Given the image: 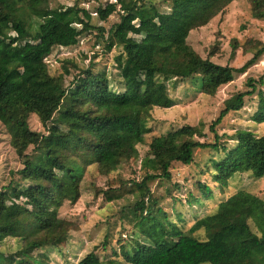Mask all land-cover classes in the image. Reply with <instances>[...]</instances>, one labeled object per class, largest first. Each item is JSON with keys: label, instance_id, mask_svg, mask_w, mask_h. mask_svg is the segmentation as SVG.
<instances>
[{"label": "trees", "instance_id": "16d2710c", "mask_svg": "<svg viewBox=\"0 0 264 264\" xmlns=\"http://www.w3.org/2000/svg\"><path fill=\"white\" fill-rule=\"evenodd\" d=\"M235 1L157 0L168 8L164 13L149 0H115L96 11L98 21L105 23L120 8L119 23L105 31L83 20L81 0L56 8L50 7V0H0V123L23 167L17 174L25 183L9 182L0 190V244L18 241L15 252L0 249V264H49L47 249L64 255L62 245L70 241L73 226L59 212L64 205L79 202L87 169L95 166L99 175L108 176L123 164L137 162L140 146L147 152L139 175L103 192L108 203L140 194L132 209L130 239L120 244L119 255L114 251L112 258L104 256L107 260L98 255V246H92L77 264H264L263 200L239 191L185 233L158 206L147 186L155 180L170 182L171 169L189 166L196 150L222 153L220 160H211L210 173L221 194L235 175L264 178V138L238 130L221 143L216 132L227 115L241 110L244 99L255 93L252 121L264 123V93L252 80L251 92L239 94L234 105L226 102L210 125L213 142L205 141L203 124L164 135L153 134L149 126L155 110L174 106L168 80L199 76L201 94L214 97L263 54L264 47L246 50L254 51L253 58L234 69L212 62L214 51L201 58L187 45L190 33ZM249 5L252 18L264 22V0H249ZM94 31L106 53L121 50L118 74L110 79L105 68L95 72L90 63L66 87L63 76L50 74L46 59L54 49L75 47L80 37ZM130 110L139 112L137 125L128 121ZM31 119L41 130L31 128ZM229 141L235 144L230 147ZM197 187L203 197H212L208 185ZM194 203L201 201L194 198ZM199 231L202 240L194 237ZM101 246L106 250L105 240Z\"/></svg>", "mask_w": 264, "mask_h": 264}, {"label": "rangeland", "instance_id": "374dc122", "mask_svg": "<svg viewBox=\"0 0 264 264\" xmlns=\"http://www.w3.org/2000/svg\"><path fill=\"white\" fill-rule=\"evenodd\" d=\"M149 1L160 12H168V8L158 4L157 0ZM110 3H115V0H81L79 8L84 13L83 20L92 26L102 27L105 31L110 30L120 21V8L105 23H100L96 16L98 8H104ZM74 4L75 0H50L49 3L51 8L70 7ZM87 18L90 19L86 20ZM98 36L94 31L80 37L75 47L54 49L46 59L50 74L53 77L63 76L65 86L68 87L81 70L93 63L95 72L105 68L110 74V79L116 77V58L120 57L122 52L114 48L106 53L98 43ZM234 42L238 46L236 51ZM187 45L201 58H206L214 51L212 62L241 69L254 56V51L246 50L255 46L264 47V22L252 18L249 0H236L208 25L190 33ZM65 70L68 71L67 74ZM249 80L253 81L257 91L264 93V52L244 73L236 74L232 83L220 88L214 97L201 94L199 76L185 81L168 80L169 96L174 101V106L169 110H155L153 122L149 124L153 134L164 135L184 126L203 124L207 135L205 141L213 142V136L208 132L210 125L219 116L226 102L228 105H234L239 94L251 92L252 89L248 87ZM260 80L261 85L258 83ZM256 107L255 93L244 99L241 110L228 114L216 128L220 142H226L227 138L238 130H249L256 137L264 138V123L257 125L252 121ZM126 114L128 121L137 125L139 112L130 110ZM30 126L33 130H41L36 119L30 120ZM151 137L150 135L148 140ZM234 144L233 141L228 142L230 147ZM138 151L137 162L123 164L108 176L99 175L95 166L87 169L80 185L79 202L74 206L66 204L59 212V217L73 226L68 236L70 241L62 245L64 255L55 249L44 250L50 255L49 264H77L82 254L92 246L99 247L97 253L103 260H107L104 256L112 258L114 251L119 255L120 244L126 243L132 235V209L141 196L138 193L108 203L103 197V192L118 188L120 182L131 181L139 175L140 160L145 157L147 147L140 146ZM222 157L220 151L196 150L189 166L175 165L171 169L170 182L155 180L148 183L151 196L158 201V206L183 232L188 233L196 220L213 214L220 202L239 191H245L264 201V178L255 180L248 174L233 176L223 194L219 192L211 180V160H220ZM22 168L9 143V136L0 123V190L9 182L25 185L17 174ZM198 183L209 186L212 190L211 198L203 197L197 187ZM194 198L201 201L200 205L194 203ZM192 202L193 204L189 205ZM194 237L202 240L203 231H199ZM104 240L107 244L106 250L101 246ZM17 247L16 240L0 244V249L5 253L15 252Z\"/></svg>", "mask_w": 264, "mask_h": 264}]
</instances>
